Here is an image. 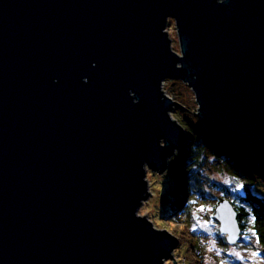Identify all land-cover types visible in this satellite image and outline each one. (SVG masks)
I'll use <instances>...</instances> for the list:
<instances>
[{"label":"water","instance_id":"water-1","mask_svg":"<svg viewBox=\"0 0 264 264\" xmlns=\"http://www.w3.org/2000/svg\"><path fill=\"white\" fill-rule=\"evenodd\" d=\"M170 79L264 174V0H0V264L172 259L179 237L138 215L189 140ZM214 218L242 240L231 200Z\"/></svg>","mask_w":264,"mask_h":264},{"label":"rangeland","instance_id":"rangeland-1","mask_svg":"<svg viewBox=\"0 0 264 264\" xmlns=\"http://www.w3.org/2000/svg\"><path fill=\"white\" fill-rule=\"evenodd\" d=\"M168 20L166 31L169 32L172 49L180 55L182 52H180L176 22L171 18ZM162 86L167 96L184 106L176 107L172 111V117L191 128L202 126L196 116L199 106L189 85L182 80L170 79L165 80ZM221 143L229 144L228 142ZM201 152L197 163L186 165L193 169V179L198 178L201 182L200 191L203 193V197L197 196L194 210L188 216L187 227L182 224L183 222L178 224L172 222L170 218H164L166 204L175 199L173 194L177 176L175 170L181 169L177 163L181 156L180 149L169 159V167L163 175L150 169L147 170L146 179L149 184L150 197L143 202L138 215L147 217L153 227L168 230L175 237H179V245L172 259L167 260L166 264H174V260L177 264H264V246L259 243L251 228L241 234L240 242L230 245L226 235L220 232V225L214 218L219 198L224 197L237 202L236 192L246 181L227 171L207 150ZM244 160L256 165L252 160ZM191 185L192 183L189 184ZM261 190L264 193V187ZM225 191L230 194L226 195ZM184 205L186 204L183 202L179 210Z\"/></svg>","mask_w":264,"mask_h":264},{"label":"trees","instance_id":"trees-1","mask_svg":"<svg viewBox=\"0 0 264 264\" xmlns=\"http://www.w3.org/2000/svg\"><path fill=\"white\" fill-rule=\"evenodd\" d=\"M180 123L184 124L183 126L186 128L189 140L180 149L181 156L177 163H179L181 169L175 170L177 172L173 192L175 199L166 204L164 218H170L172 222H177L178 224L183 222L182 224L187 227L189 213L191 214L194 210L197 196L203 197V193L200 191L201 182L198 178H194V181V171L190 167H186V165L197 163L200 153H202L201 151L207 150L227 171L246 181L240 187V190L238 189L236 192L237 202H232L238 213V221L241 225L242 233L251 228L256 234L259 243L264 246V193L261 190L264 187L263 172L257 169L255 164L249 163L238 156L236 149L232 145H224L210 138L204 127L191 128L185 123ZM191 183L192 185L189 186ZM225 192L226 195L230 194V192ZM183 202L186 205L179 210ZM171 216L173 217L171 218ZM192 219H194L193 216Z\"/></svg>","mask_w":264,"mask_h":264}]
</instances>
